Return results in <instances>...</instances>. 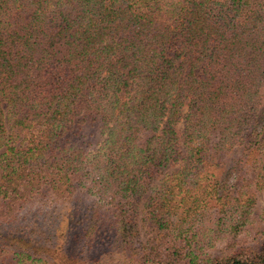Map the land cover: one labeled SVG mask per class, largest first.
Masks as SVG:
<instances>
[{
    "label": "trees",
    "instance_id": "obj_1",
    "mask_svg": "<svg viewBox=\"0 0 264 264\" xmlns=\"http://www.w3.org/2000/svg\"><path fill=\"white\" fill-rule=\"evenodd\" d=\"M262 193L264 0H0V247L19 262L264 264Z\"/></svg>",
    "mask_w": 264,
    "mask_h": 264
},
{
    "label": "rangeland",
    "instance_id": "obj_2",
    "mask_svg": "<svg viewBox=\"0 0 264 264\" xmlns=\"http://www.w3.org/2000/svg\"><path fill=\"white\" fill-rule=\"evenodd\" d=\"M264 206V193L259 196V203L256 209L260 210ZM258 223L254 227V232L249 233L247 241L254 243L259 239L258 235ZM7 230L0 227V235H5ZM222 246H217L210 250L212 254H220L222 252ZM17 247H0V264H32L27 258L22 257L20 262L15 256L14 251ZM28 249H47L48 247H27ZM83 247H78L76 251L75 264H128L126 260L117 255L114 247H93L89 252ZM98 251V252H97ZM39 264V263H37ZM42 264V263H40Z\"/></svg>",
    "mask_w": 264,
    "mask_h": 264
}]
</instances>
